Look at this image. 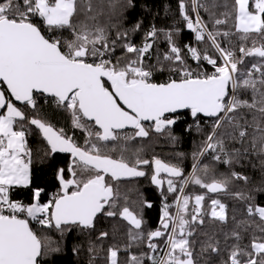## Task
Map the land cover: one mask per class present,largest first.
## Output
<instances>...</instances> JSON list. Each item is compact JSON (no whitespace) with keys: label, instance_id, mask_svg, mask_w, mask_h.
<instances>
[{"label":"snow or ice","instance_id":"6c2138e0","mask_svg":"<svg viewBox=\"0 0 264 264\" xmlns=\"http://www.w3.org/2000/svg\"><path fill=\"white\" fill-rule=\"evenodd\" d=\"M107 7L110 18H123L134 3L108 0ZM178 8L186 29L205 47L180 46L172 31L165 32L168 47L157 55V66L146 64L158 37L155 26L137 46L130 33L141 31L142 22L113 33L96 22L104 9L93 0H0V264H53L47 258L62 249L43 230H54L61 240L73 232L92 235L103 218L125 221L129 241L147 249L129 253L122 262L121 249L111 245L106 264H264V204L253 203L255 193L264 194V180L247 191H228L234 181L250 184L234 165L255 156L264 169V0H178ZM229 21L231 29L222 30ZM237 34L238 49L230 39ZM118 47L122 53L114 56ZM247 58L256 59L246 63ZM157 71L170 75L158 83L153 79ZM38 97L70 113L72 127L86 134L84 145L64 128L28 115V109L38 112ZM187 120V131L204 132L194 155L211 154L229 169L226 174L217 176L214 167L194 164L185 176L177 164L141 158L140 149L130 146L152 132L175 141L174 126ZM31 126L46 143L44 156L50 161L69 154L66 167L52 165L55 191L50 194L34 174L27 139ZM117 150L118 157L108 154ZM148 166L163 201L155 229L146 227L142 212L119 191L120 181L148 176ZM189 185L244 202L247 216L258 223L241 224H256L260 235L241 246L239 231L225 234L235 243L223 257L220 241L205 233L197 250V226L205 224V217L227 223V206L215 196L207 204L205 194L185 193ZM16 193L27 196V202L14 198ZM168 194H174L171 203ZM141 205L153 207L147 200ZM109 235L99 231L96 240ZM81 249L72 252L79 255ZM87 252L88 264H95V242Z\"/></svg>","mask_w":264,"mask_h":264},{"label":"trees","instance_id":"16d2710c","mask_svg":"<svg viewBox=\"0 0 264 264\" xmlns=\"http://www.w3.org/2000/svg\"><path fill=\"white\" fill-rule=\"evenodd\" d=\"M124 2L125 0H118V4H123ZM220 2H223V0H220ZM227 2L230 4L231 0H227ZM93 3L104 9L103 14L98 16L96 22L100 26L108 28L113 33L116 28L123 29L125 27H131L138 21L142 22L141 31L130 33L131 41L137 46H140L143 43L144 34L155 26L158 30V37L151 51V58L146 59L151 65H157V55L162 56L167 50L168 46L164 36L165 32L172 31L176 43L180 46L191 43L200 48L205 47L204 44H197L194 40V34L186 29L184 21L179 14L178 0H133L134 7L126 9L123 18H118L116 16H111L110 18L109 9L107 7L108 0H103L102 4L100 3V0H93ZM216 11L219 13L220 11H223V9H217ZM201 14L207 19V13H204L203 10H201ZM231 23L232 22L229 21L228 25L221 26L222 30H230ZM176 29L180 30L178 35L175 33ZM238 36L239 34L230 37L232 45L237 49L242 43ZM243 43H248L250 45V41ZM225 44H227V42H225ZM121 53L122 49L118 47L116 53L113 55L119 56ZM255 59L256 58H247L246 63L254 61ZM189 63L193 64L195 67L194 62L189 60ZM206 68L208 70L211 69L208 65H206ZM165 74H168V72H155L153 76L154 81L158 83L162 82V76ZM48 101H51V99H48ZM20 107L23 108V105H20ZM27 112L30 116L39 115L40 118L46 119L57 128H64L68 135L72 136L77 143L84 145L86 134L79 129H74L72 127L70 113L64 109L58 108L52 103L45 102V98L43 97H38V112H35L32 109H28ZM190 123L191 121L187 120L186 122L182 121L178 126H174L173 135L177 137L175 141H173L167 134H157L152 132L147 139L138 138L135 141H131L130 146L133 150L140 149L139 155L141 158L151 160L153 157H157L165 162L177 164L183 169L185 176L192 172L194 164L201 167L204 164H208L214 167L217 176L221 173L226 174L229 169L224 165L217 164L213 161L211 159V154L199 157L194 155L201 149L204 140V132H197L195 129L187 131L186 125ZM208 126L209 125L206 124L203 127L207 128ZM31 131L32 134L29 135L27 139L29 147L33 151L34 174L37 177H42L37 182L48 189L50 194L52 191H55L52 165L54 163L57 167H66L69 163V154H57L54 160L50 161L44 156L46 143L40 138L38 132L34 129V126H31ZM108 154L113 157H118L119 151H111ZM126 155L131 156V153H126ZM253 164L255 167H253ZM242 165L243 166H241V164L234 165V170L248 175L250 177V184L243 185V182L241 181H234L229 186V193L247 191L252 185L259 184L264 180V169L261 168L260 161L257 157L253 156L244 159ZM146 170L149 172V175L146 177L120 181L119 191L122 198L124 196L128 197L127 202L130 207L137 212H142L143 218L146 221V227L148 229H155L158 226L163 201L160 195V190L151 183V166H148ZM212 174L213 173L210 171L208 178H210ZM161 175L164 178L167 177L166 174L162 173ZM174 179H176V182L179 185V179ZM164 188L166 190V185H164ZM185 193L205 194L207 204H210V199H208V197L215 196L227 206V223H220L205 217V224L197 226L195 237L197 241V250L199 248V241L207 239L205 233L218 239L222 250L231 247V245L235 243L231 238L225 240V234L230 235L233 230L241 233L242 239L239 241L241 246L249 244L253 235H260L256 229V224H250V226L241 224L242 221L251 222L257 220V218L248 217L245 210V203L235 199L232 195L207 193L206 189H201L199 186L195 185H189L186 187ZM173 195L174 194H168V202H173ZM254 195L256 198L253 203L264 204V194L255 193ZM14 198L23 199L25 202L28 200L27 196L20 193L14 194ZM144 200L150 201L153 207H142L141 201ZM120 202L123 203V199H121ZM173 211H175V209H173ZM128 227L129 226L125 221L114 220L113 218H103L98 221L96 233H93L92 235H81L78 232H73L71 234H66L63 240H61L59 233L54 230H43L44 234L52 237L54 243L59 242L62 249L60 253L55 256H50L47 259H49L50 262H53V264H88L89 254L87 248L90 243L95 242L98 252L95 264H106V250L111 245H116L121 249L120 260L123 262L127 260L129 253L140 254L141 252L147 251L143 244L132 243L129 241L127 235ZM246 227L247 230L245 231ZM99 231H108L110 234L109 238L103 241H97L96 234H98ZM130 244L131 247L128 248V251H124L125 247ZM81 245L82 249L80 254H74L72 248ZM221 255L226 257L227 251H222ZM217 264H219V260H217Z\"/></svg>","mask_w":264,"mask_h":264},{"label":"built area","instance_id":"2783aa9c","mask_svg":"<svg viewBox=\"0 0 264 264\" xmlns=\"http://www.w3.org/2000/svg\"><path fill=\"white\" fill-rule=\"evenodd\" d=\"M208 66H210V65H208ZM210 68H211V66H210ZM169 75H170V73L163 75V76H162V82H164L165 80H167L168 77H169ZM48 99H51V100H52V98H47V101H48ZM45 102H46V101H45ZM52 104H53V103H52Z\"/></svg>","mask_w":264,"mask_h":264},{"label":"rangeland","instance_id":"374dc122","mask_svg":"<svg viewBox=\"0 0 264 264\" xmlns=\"http://www.w3.org/2000/svg\"><path fill=\"white\" fill-rule=\"evenodd\" d=\"M146 64H149V63L146 61ZM209 71H211V69H210ZM53 105L56 106L54 102H53ZM135 179H136V178H135ZM166 179H168V177H166L165 180H166ZM165 185H166V184H165Z\"/></svg>","mask_w":264,"mask_h":264},{"label":"water","instance_id":"95a60500","mask_svg":"<svg viewBox=\"0 0 264 264\" xmlns=\"http://www.w3.org/2000/svg\"><path fill=\"white\" fill-rule=\"evenodd\" d=\"M48 98H51V97H48ZM145 123H147V122H145ZM125 131H131V129H127V130H125Z\"/></svg>","mask_w":264,"mask_h":264}]
</instances>
